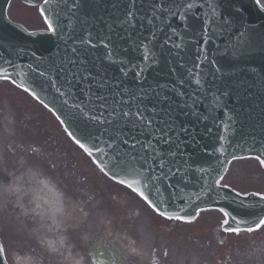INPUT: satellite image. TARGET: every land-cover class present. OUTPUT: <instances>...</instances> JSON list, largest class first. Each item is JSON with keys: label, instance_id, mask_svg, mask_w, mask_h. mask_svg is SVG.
Here are the masks:
<instances>
[{"label": "water", "instance_id": "1", "mask_svg": "<svg viewBox=\"0 0 264 264\" xmlns=\"http://www.w3.org/2000/svg\"><path fill=\"white\" fill-rule=\"evenodd\" d=\"M187 2L163 0L165 16L153 21L155 28L144 20L138 21L135 29L128 30L137 41L144 39L151 31L157 33L156 41L144 50L145 55L158 56L160 59L159 66L147 73L149 82L175 83L181 78L188 80L189 73L202 70L199 66L193 69V64L200 65L207 60L211 63L204 65V76H197V79L207 77L209 83L218 86L221 93H230L219 101L211 93L201 96L200 112L207 115L208 121L196 126L197 144L185 147L189 154V167L184 179L158 180L155 186L148 182L147 187H144L143 175H137L131 169L127 173L115 169L113 171L118 174L112 175L109 169L113 157L104 142L107 137L100 135L102 130L91 121L92 114L80 103L83 97L76 99L70 96L54 75L45 73L43 77L40 76L49 58L56 57L57 49L64 47L58 34L33 33L12 23L7 16L10 0H0V78L7 77L29 88V92L34 90L39 100L64 121L63 125L73 134L72 137L79 139L92 151V157L100 167L117 181L141 180V184L134 187L142 188L149 200L166 215L191 220L200 210L216 208L228 214L232 221L247 223L252 218L258 220L264 216V201L253 195L242 198L228 188L210 186L216 180H221L233 159L247 156L264 159V52L256 51L249 57L234 59L230 55L220 54L216 49L217 44L224 48L229 42L235 43V38L243 29L249 30L244 39L264 41V10L259 8L256 0H211V3L209 0H200L199 3L193 0V8L185 21ZM212 7L217 8L215 15L211 11ZM129 10V0H82L78 8L74 0H49L42 8L48 23L59 17L61 29L71 32L75 37H83L90 30L92 42L97 46L87 50L85 58L94 61L113 79L120 77V71L117 64H109L104 60L105 48L102 45L108 37H111V45L118 56L132 63H141V52L129 47L127 32L117 26ZM136 10H143L142 15L146 13L147 0L144 3L137 0ZM221 15L233 22L232 28L219 38L213 33L212 42L209 43V29L215 28L212 20ZM109 25L113 30L110 31ZM188 26L190 30H186ZM170 35L182 51L162 46ZM124 48H128V51H123ZM68 54L72 55L70 52ZM181 62L189 73L179 67ZM250 66H255L259 75L251 73ZM170 67H176V75L169 72ZM215 67L225 73L222 80H213L209 75ZM134 76V72L129 73L125 81L128 86L135 85ZM185 90L191 92L193 88L185 84ZM216 90L213 88L211 91ZM76 96H79L78 92ZM173 99L180 102L178 97L173 96ZM242 99L246 100V104L238 103ZM238 107H241V114L238 113ZM185 122L196 125L191 118ZM90 135L98 136V139L90 141ZM233 153L237 155L234 157ZM0 264H7L3 252L0 253Z\"/></svg>", "mask_w": 264, "mask_h": 264}, {"label": "snow or ice", "instance_id": "2", "mask_svg": "<svg viewBox=\"0 0 264 264\" xmlns=\"http://www.w3.org/2000/svg\"><path fill=\"white\" fill-rule=\"evenodd\" d=\"M140 2L144 3L145 0H140ZM195 2L199 3L200 0H195ZM209 2L211 3V0ZM48 3L49 0H45V4ZM74 3L78 8L82 0H74ZM129 3L130 10L123 20L118 22L117 26L127 32L126 38L129 40V47L141 52V63H132L125 57L118 56L115 47L111 45V37H108L107 42L102 45L105 48L104 60L109 64H117L120 71V77L111 78L94 61L85 58L86 51L97 46L92 42L91 31H87L83 37H75L71 32L61 29L58 17L56 21L48 23L47 27L51 33L58 34L64 47L57 49L56 57L49 58L43 71L40 72V76L43 77L45 73L54 75L70 96L76 99L83 97L80 103L92 114L91 121L102 130L100 135L107 137L104 142L113 157L109 169L112 171V175L118 174L113 171L115 169L125 173L131 169L137 175H143L144 187H147L148 182L155 186V182L158 180L185 178L186 169L189 167V154L186 153L185 147L197 144L196 126L208 121L207 115L200 112L201 96L211 93L219 101L230 93L228 91L221 93L218 86L209 83L207 77L197 79V76H204V65L211 63L207 60L200 65L193 64V69L201 67L202 70L199 73L194 71L189 73L185 64L180 63L179 67L185 68L186 73L190 75L188 80L181 78L175 83L171 81L149 82L147 73L159 66L160 59L158 56L145 55L144 50L149 44L156 41L157 33L151 31L144 39L137 41L132 38V33L128 30L135 29L137 22L144 20H147V23L155 28L153 21L160 16H165V5L163 0H147L148 11L142 15L141 11L143 10H136L137 0H129ZM256 3L259 4L260 0H256ZM192 8L193 0H188L185 21L188 20ZM211 11L215 15L217 8L212 7ZM212 23L215 28L209 29V43L212 42L213 33L217 38L228 33L233 22L221 15L218 19H213ZM141 27H143L142 23ZM109 29L113 30L111 25H109ZM186 30H190V26ZM248 31V29L240 31L235 38V43L229 42L224 48L217 44V51L220 54L230 55L234 59L249 57L256 51L264 52V41L244 39ZM200 39L203 40V28H201ZM101 40H104V37H101ZM162 46L170 47L173 50L179 49V45L171 35L163 42ZM123 51H128V48H124ZM69 52L72 55H69ZM250 71L259 75V70L255 66H250ZM130 72L135 73L136 83L134 86H128L125 83ZM169 72L176 75V67H170ZM209 75L213 77V80H222L225 73L221 68L215 67ZM185 84L190 85L193 90L186 91ZM17 87L23 86L17 85ZM213 88L217 90L212 92ZM24 91L28 92L29 88L24 87ZM77 92L79 96H76ZM63 94L61 93V95ZM31 95L39 99L34 90L31 91ZM173 96L178 97L180 102L177 103ZM44 106L48 107L47 104ZM189 118L194 120L196 125L186 123L185 121ZM68 135L72 136L73 134L69 132ZM73 138L75 139V137ZM88 139L94 142L98 136L90 135ZM75 142L89 156L92 155V151L79 139H76ZM93 146L96 147L95 143ZM236 155L233 153L234 157ZM257 158L259 159V157ZM260 162H264V159ZM144 169L147 171L144 172ZM157 169H159L158 172ZM100 170L104 171V169ZM118 183L137 192L143 200L148 201L161 218L169 221L184 219L182 216L174 217L160 211L159 206L149 200L142 188L134 187V185H140L141 180L133 179L131 182L119 180ZM210 187H220V180H216ZM184 222L192 223V221ZM258 223L264 225V220H260ZM231 231L234 234L242 232L240 228ZM243 231L252 232L254 229L249 227ZM2 252H4V247L0 245V253Z\"/></svg>", "mask_w": 264, "mask_h": 264}, {"label": "clouds", "instance_id": "3", "mask_svg": "<svg viewBox=\"0 0 264 264\" xmlns=\"http://www.w3.org/2000/svg\"><path fill=\"white\" fill-rule=\"evenodd\" d=\"M23 126L11 102L0 98V230L34 241L14 249L11 264H89L86 249L100 234H111L141 264H165L164 245L157 246L150 230H114L103 198L79 187L70 191L65 181L75 174L61 173L59 162L34 151L33 142L20 136ZM82 180L77 177V183ZM184 259L208 264L197 254ZM215 264L237 261L227 259L225 252L215 257Z\"/></svg>", "mask_w": 264, "mask_h": 264}, {"label": "flooded vegetation", "instance_id": "4", "mask_svg": "<svg viewBox=\"0 0 264 264\" xmlns=\"http://www.w3.org/2000/svg\"><path fill=\"white\" fill-rule=\"evenodd\" d=\"M24 1V0H22ZM41 3L43 0H40ZM7 94H10V96H15L21 103L20 106H18V109L22 106V96L17 94V92H9ZM28 104V103H27ZM27 110L25 119H26V132L25 137L26 141L31 140L33 137V132L36 134V127L33 125L34 123L42 124V130L39 132V142L35 141V145H39V148L41 151H44L46 153L52 154L53 150V115L50 112H47L44 109H40L37 106L32 107L31 105L24 107ZM28 124H32V126H28ZM22 136V135H21ZM29 136V138H28ZM34 151H39L34 146ZM108 191V190H107ZM110 197H112L111 193L107 192ZM115 195L112 197L114 198ZM124 198H119L117 200V203H112V215L115 216V218H112L110 220V223L114 230L129 234H135V230L138 228H143L150 230L152 234L155 237L157 246L164 245V251H166V237L171 236L173 238V242L171 243L172 246L177 249L178 251H182L185 253V255L188 254H200V256H204L207 259L213 260L215 258L214 256V247L207 242V237L210 235V228H212V225H216L214 222L210 223V221L205 222V224H201V227L203 229L201 231H198L197 225L193 226H187L183 225L180 222H172V221H166L163 219H153L152 223L149 225H142L140 226L136 219L131 218L129 215H127L125 212H127V209H125V206L127 203L124 201ZM124 206L122 209L119 208V206ZM117 207L119 208V211L117 212ZM120 214V217H118ZM167 235V236H166ZM226 238L225 248H228L227 254L232 257V259L237 261V264H240L239 257L234 254H229L230 251L241 247V242L239 243L238 240L234 241L232 243V237L230 235H224ZM253 235H244L242 240H246V238L250 239ZM203 237L205 240V243H199L198 238ZM30 244L27 241L19 240L18 241V247H27ZM97 248L98 252L102 256L109 257L113 264H141V261L134 260L133 258L129 257L128 254L119 246L118 242L115 241L111 234H100L98 237H95L92 239L86 249V254L89 259V264H92L91 262V250L93 247ZM171 248V245L168 246L167 250ZM165 256V252L163 253ZM146 264V262H145ZM190 264V262H189Z\"/></svg>", "mask_w": 264, "mask_h": 264}, {"label": "rangeland", "instance_id": "5", "mask_svg": "<svg viewBox=\"0 0 264 264\" xmlns=\"http://www.w3.org/2000/svg\"><path fill=\"white\" fill-rule=\"evenodd\" d=\"M18 6V4H15ZM20 6V5H19ZM26 22V25L30 28H39V27H44L43 24H41L39 21H37L35 18L33 20H28L25 19L23 20ZM55 140L58 139L54 136ZM47 157L54 156L52 159V162H59L61 164L60 171H65L67 170V164L64 163L65 160H69V156H67V152H63V155L61 152H52L51 155H48L46 152H44ZM71 164V162H67ZM261 171L260 166L257 162L255 161H241V162H236L231 166V169L229 170L225 180L224 184L228 183L233 185L236 189H238L241 192H248L250 191L251 188L258 185H263L264 184V172H259ZM262 173V175H261ZM86 176V175H85ZM77 177H83V180L79 183H77ZM87 177V176H86ZM70 178L74 179H67L65 183L68 185L69 190L71 191L73 188L79 187L80 186H85L86 184V179L83 176L81 172H78L77 175H73ZM104 186L109 189L110 191L114 192L116 196L120 198H125V200L128 203V209L133 212L134 214H137V220L139 222L140 219H144L146 221H149L152 217L149 213L142 211V209L146 210V206L140 202L135 196L128 194L126 190L123 188H120L118 186H114L113 184H108L105 183ZM93 184H91V191L94 192L93 190ZM117 211H119V208H117ZM132 218H135L134 216H131ZM209 219H213L215 222L220 223V220H218V216L215 215H208ZM215 218V219H214ZM200 219V218H199ZM110 221V219H109ZM199 221V220H198ZM216 224V223H215ZM216 226V225H215ZM214 225H212L213 230L216 228ZM0 233L2 235V238H4L5 244H6V249L7 253L12 259L11 253L14 249L18 248L16 239L17 236L12 233L11 230L9 229H4L0 230ZM167 239L169 242H172V238H169L167 236ZM203 242V240H202ZM34 241H31V244H33ZM260 245L257 246L253 251H257L258 253H251V254H246L242 250H237V251H230L229 254H234V255H241L245 257V262L244 264H258V261L260 260L261 254L264 252V239L262 238L261 242L259 243ZM214 247V246H213ZM215 248V247H214ZM218 249V248H217ZM228 251L226 249L219 248L218 250L214 249V256L221 255L223 257V254ZM227 253V252H226ZM167 260L165 261V264H184L185 259L183 257V254L180 252H176L174 250H170L169 252L166 251V256ZM251 257V259H249ZM256 257V258H255ZM227 259L232 260V257L227 254ZM240 260V257H239ZM213 264H215V259L211 260Z\"/></svg>", "mask_w": 264, "mask_h": 264}, {"label": "bare ground", "instance_id": "6", "mask_svg": "<svg viewBox=\"0 0 264 264\" xmlns=\"http://www.w3.org/2000/svg\"><path fill=\"white\" fill-rule=\"evenodd\" d=\"M74 236H75V234H74ZM76 238V237H75Z\"/></svg>", "mask_w": 264, "mask_h": 264}]
</instances>
